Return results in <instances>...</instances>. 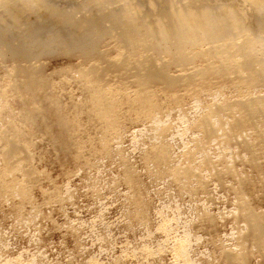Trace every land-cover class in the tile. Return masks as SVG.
<instances>
[{
    "label": "rangeland",
    "instance_id": "rangeland-1",
    "mask_svg": "<svg viewBox=\"0 0 264 264\" xmlns=\"http://www.w3.org/2000/svg\"><path fill=\"white\" fill-rule=\"evenodd\" d=\"M81 1L50 0L59 8ZM171 1L173 10L202 5L190 0H109L103 12L114 11L118 17L125 4L139 26L155 29L156 18L168 25ZM91 12L101 13L83 7L74 15ZM45 17L43 22H49ZM62 38L56 28L42 29L28 59L0 56L1 116L15 120L21 115L25 131L19 125L18 134H11L28 144L7 160L1 158L0 142V171L5 163H21L27 172L0 178V264H240L223 260V251L242 225L233 218L234 180L229 174L213 180L205 171L202 191L199 156L209 154L218 169L235 163L240 173L254 179L249 168L242 171L235 142L264 137V75L244 84L234 73L216 74L166 89L154 81L150 85L159 89V109L150 118L135 119L125 97L136 83L128 71L107 62L117 58L122 48L118 42L106 35L99 43L104 58H98L68 51ZM159 48L158 43L156 53ZM205 59L194 64L204 65ZM15 64L26 69L17 78L34 74L41 81L33 99L16 90L2 93L6 69ZM91 64L98 67L99 85L120 100L112 131L92 119L83 103L85 90L77 75ZM178 68L172 65L169 72ZM248 98L245 108L241 104ZM214 106L218 110L209 115ZM27 111L35 112L30 118ZM59 118L67 129L58 126ZM225 136L232 138L228 145L218 138ZM101 138L107 139L106 151ZM158 144L166 146L164 162H145L153 159L150 146ZM241 154L246 165L248 155ZM259 162L264 166V157ZM262 173L264 177V168ZM26 177L29 183L19 193L17 178ZM247 190L252 192L245 198L263 210L264 189ZM202 211L211 220L200 223ZM178 243L183 247L177 252ZM259 262L255 255L246 264Z\"/></svg>",
    "mask_w": 264,
    "mask_h": 264
},
{
    "label": "bare ground",
    "instance_id": "bare-ground-1",
    "mask_svg": "<svg viewBox=\"0 0 264 264\" xmlns=\"http://www.w3.org/2000/svg\"><path fill=\"white\" fill-rule=\"evenodd\" d=\"M190 1L202 5L195 8L196 11L179 7L173 10L171 1V18L168 25L163 23L162 18H156L155 29H149L135 22L125 4L121 6V14L118 17L117 12H103L109 0H82L76 7L63 8L54 6L50 0H0V56L10 54L21 61L28 59L39 44L37 37L42 29H58L59 33L64 35L60 41L68 42V51H77L83 56L96 55L98 58H104L103 53L99 51L100 41L106 35L113 37L122 48L116 59L107 62L110 66L128 71L136 83L134 90L125 97L135 119L156 115L159 109V89L151 87L150 84L154 81L160 82L166 89L188 83L195 78L216 74L234 73L244 84L259 80L258 77L264 75V0ZM83 7L96 8L101 13L91 12L75 17V12ZM44 14L49 22H43ZM122 26H129L130 29H124ZM158 43L160 48L156 53ZM206 57L214 59H205ZM197 58H204L202 62L206 63L194 64ZM172 65L179 67L174 74L169 72ZM22 68L23 65L15 64L6 69L5 85L1 87V91L7 95L16 90L21 95H29L32 97L29 99H33L41 81L34 74L22 79L17 78L19 73L26 70ZM98 72V67L91 64L79 71L77 79L82 81L85 90L83 103L88 109V114L92 119L102 122L105 130L112 131L117 125L120 100L110 94L108 88L99 85ZM3 102L0 100V142H3L1 158L4 156L8 160L11 154L15 156L27 149L28 144L18 136H12L11 133L18 134L19 125L22 132L25 131L22 127L26 128V125L20 114L15 120H4L1 116ZM244 102L241 105L246 108V104L251 100L248 98ZM214 110L218 108H209L208 114L211 115ZM27 112L31 118L35 111ZM154 120L159 121L160 118L156 116ZM57 121L59 126L63 119L59 118ZM61 126L68 128L66 123ZM165 127L162 131L166 130ZM218 138L226 145L232 142L229 136ZM100 140L103 151H106L107 139ZM235 145L238 149L236 157L242 165V171L244 167L249 168L254 179L248 178L246 173H240L235 163L218 169L217 162L205 153L199 156L198 186L202 191L205 190V171L213 180H221L223 174L231 175L234 184L230 189L237 199L233 218L242 225L237 229L232 242L226 246L230 248L223 251V260L227 263L246 264L251 257L257 255L259 264H264V209L258 210L251 200L245 198L252 192L247 189L251 190L255 186L264 189V166L259 162V158L264 157V137L242 138L238 143L235 142ZM148 152L153 155V159L145 158V162L151 161L158 166L164 162L167 150L165 145L158 144L151 145ZM241 153L248 155L246 165L243 162L245 156L242 157ZM14 171L27 176V172L22 171L21 163H5L0 171V178L5 179ZM172 173L177 174L174 170ZM17 179L19 193H23L29 179ZM127 180L131 182L132 179L128 176ZM205 214L204 211L200 212V223L211 220L212 216ZM181 247L183 245L178 243L176 251Z\"/></svg>",
    "mask_w": 264,
    "mask_h": 264
}]
</instances>
